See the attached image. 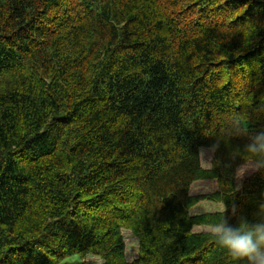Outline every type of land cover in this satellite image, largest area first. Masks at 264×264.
<instances>
[{
  "label": "trees",
  "instance_id": "16d2710c",
  "mask_svg": "<svg viewBox=\"0 0 264 264\" xmlns=\"http://www.w3.org/2000/svg\"><path fill=\"white\" fill-rule=\"evenodd\" d=\"M258 129L264 0H0V264H237L194 210L252 218L228 153Z\"/></svg>",
  "mask_w": 264,
  "mask_h": 264
},
{
  "label": "clouds",
  "instance_id": "9594fccd",
  "mask_svg": "<svg viewBox=\"0 0 264 264\" xmlns=\"http://www.w3.org/2000/svg\"><path fill=\"white\" fill-rule=\"evenodd\" d=\"M220 149L221 142L217 140L201 149V153L214 157ZM228 157L232 162L240 157H246L247 161L240 166L244 168L243 172L233 174L234 192L239 193L243 189L246 176L255 174L264 177V129L248 134L242 145L231 149ZM221 213V219L211 229L215 241L237 264H264V198L258 203L252 218L238 213L234 204L231 210L227 205L222 206Z\"/></svg>",
  "mask_w": 264,
  "mask_h": 264
},
{
  "label": "rangeland",
  "instance_id": "374dc122",
  "mask_svg": "<svg viewBox=\"0 0 264 264\" xmlns=\"http://www.w3.org/2000/svg\"><path fill=\"white\" fill-rule=\"evenodd\" d=\"M212 156H204L203 157V165L204 167L208 168L210 167ZM218 190V185L215 181H201L197 185H195L192 189V193L194 195H201L205 193H212ZM222 205L217 203H211V202H203L201 203L195 210V214H201V213H212L221 211ZM198 231H211L206 230L204 228L198 229ZM125 243L127 246L126 255L129 260H133L138 256L139 253V247H138V240L135 236L129 231L123 232ZM103 264V261L98 258L90 257L87 261L83 262L79 258L75 257L64 264Z\"/></svg>",
  "mask_w": 264,
  "mask_h": 264
},
{
  "label": "bare ground",
  "instance_id": "6f19581e",
  "mask_svg": "<svg viewBox=\"0 0 264 264\" xmlns=\"http://www.w3.org/2000/svg\"><path fill=\"white\" fill-rule=\"evenodd\" d=\"M156 3V2H155ZM182 9V8H181ZM197 11V10H196ZM196 13V12H195ZM160 15V14H159ZM65 17V16H64ZM209 17V16H208ZM193 18V17H192ZM61 19V18H60ZM77 19V18H76ZM202 19V18H201ZM62 22V21H61ZM174 22V21H173ZM206 23V22H205ZM213 24V23H212ZM216 24V23H215ZM177 25V24H176ZM211 25V24H210ZM227 26V25H226ZM180 27V26H179ZM209 27V26H208ZM214 28V27H213ZM53 29V28H52ZM199 30V29H198ZM111 33V32H110ZM190 33H191V31H190ZM55 34H57V33H55ZM190 37V36H189ZM54 38V37H53ZM186 38H188V37H186ZM196 38V37H195ZM91 39V38H90ZM177 39V38H176ZM190 39V38H189ZM182 41V40H181ZM189 41V40H188ZM187 42V41H186ZM190 42V41H189ZM91 43V42H90ZM122 43V42H121ZM188 43V42H187ZM189 45V44H188ZM185 47V46H184ZM182 49V48H181ZM187 49V48H186ZM178 50H179V48H178ZM187 52H188V50H187ZM214 54V53H213ZM187 56V55H186ZM186 56H185V58H186ZM188 57V56H187ZM193 57V56H192ZM214 57V56H213ZM180 59H182L181 58V56H180ZM189 59V58H188ZM207 60V59H206ZM190 61V60H189ZM216 61V60H215ZM214 61V62H215ZM183 64H185V63H183ZM180 65V64H179ZM183 66H185V65H183ZM211 67V66H210ZM215 69V68H214ZM210 72V71H209ZM208 72V73H209ZM248 74V73H247ZM233 75V74H232ZM249 75V74H248ZM252 76V75H251ZM250 76V77H251ZM231 78V77H230ZM253 78V77H252ZM7 79V78H6ZM239 79V78H238ZM251 79V78H250ZM248 80V79H247ZM207 81V80H206ZM201 83V82H200ZM205 83V82H204ZM235 84V83H234ZM241 89V88H240ZM243 89V88H242ZM238 91V90H237ZM262 95V94H261ZM57 253V252H56Z\"/></svg>",
  "mask_w": 264,
  "mask_h": 264
}]
</instances>
